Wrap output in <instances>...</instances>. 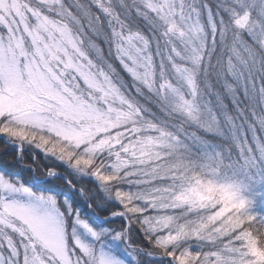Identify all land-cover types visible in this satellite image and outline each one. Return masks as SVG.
<instances>
[{"label": "snow or ice", "instance_id": "6c2138e0", "mask_svg": "<svg viewBox=\"0 0 264 264\" xmlns=\"http://www.w3.org/2000/svg\"><path fill=\"white\" fill-rule=\"evenodd\" d=\"M177 7L190 21L192 13L185 12L184 3H150L148 10H156L151 16L136 11L155 38L150 39L124 0H0V133L34 143L104 182L123 206L113 215L126 218L115 236L133 249L137 246L128 229L135 224L153 245V253L170 256L177 264H264V220L258 226L235 186L228 195L202 181L150 186L154 179L179 173V166L155 167L159 153L153 151L162 139L177 149L179 139L145 116L121 72L130 74L137 93L147 89L168 103L167 92L174 91V109L199 119L196 74L176 62L177 42L184 38V25L173 22ZM191 7L198 16L199 10ZM209 23L214 29L210 12ZM259 46L264 49V40ZM219 63L222 73L237 75L241 66L255 67V52L247 46L233 48L230 59ZM169 64L186 80L191 98L169 80ZM125 182L145 187H119ZM22 193L30 189L0 174V248L10 250L0 252V264H118L103 252L97 254L76 228L69 232L66 212L54 196L32 193V201L23 203ZM169 209L180 211L176 215ZM67 212L74 213L76 223L93 237H101L102 232L89 227L70 204ZM193 238L215 250L181 247Z\"/></svg>", "mask_w": 264, "mask_h": 264}, {"label": "trees", "instance_id": "16d2710c", "mask_svg": "<svg viewBox=\"0 0 264 264\" xmlns=\"http://www.w3.org/2000/svg\"><path fill=\"white\" fill-rule=\"evenodd\" d=\"M238 1H247V4L251 6H248L251 11L254 9L258 13L261 10L262 2L257 4L256 0H235V2ZM124 3L131 5L129 0H124ZM206 4L212 7V11L214 10V19L218 23L220 34L215 36V43L212 42L214 51H211V55L203 63L211 69L209 74L203 76L198 67L194 68L196 72L198 70L199 74L195 103L201 114L200 117L219 118L218 125L220 124L222 127L216 126L215 131L211 132V128H203L199 119L196 121L189 119L183 124L179 121L181 116L178 112L180 113V111L175 110L171 102L162 103L159 97L147 89L143 93H137L135 91L137 85L132 82L130 74L122 71L121 76L129 94L134 96L139 104L145 108V116L148 118L150 116L154 117L157 125H165L168 130L170 128L172 134L173 132H178L180 135L186 132L188 136L186 141L188 143L193 144L196 142L201 149H204L203 146H210L209 151L218 153L219 156L223 154L216 149L214 143H218L217 139L220 134L222 138L220 137L219 141L224 144L228 140L229 145L235 139V142H232L234 146H231L232 153L235 152V155L232 156L233 167L240 172H242V169L247 172H251V170H262L264 172V49L259 46L261 39L264 40V36H261L259 41L254 43L250 37L252 23L244 29L236 28L233 25V16L236 17L234 12L240 7L238 4L235 5L233 0H204V5ZM202 9L204 10V7ZM224 10H228V13ZM130 11L132 12L133 20L143 30L144 34L150 39H155L143 18L136 17L133 6H130ZM220 11L223 12L225 17ZM143 12H148L149 16L152 15L145 5H143L141 13ZM227 14H229L228 17H226ZM219 15L224 17L223 23L220 22L221 17H218ZM250 18L254 20V15L251 14ZM233 39L240 40L244 45H232L233 41H235ZM222 41L223 43H221ZM235 45H237V49L244 46L253 48L255 59L258 58V61L255 62V67H253L255 72H252V68L249 70V68L241 66L239 73L234 75V77L230 76V72L222 73L219 61L227 62ZM176 61L181 64L180 62L183 60L176 56ZM207 68H205L206 71L209 70ZM202 71L204 72V69ZM166 72L167 74L169 73V68L166 69ZM168 77L171 78V75H168ZM228 85H231V87ZM17 141L15 137L0 133V173L12 179V181L29 187L38 194H52L57 199V204L61 210L66 212L67 223H69L70 216L67 214L68 212L62 199H71L70 201L75 208L79 209L80 217L90 223L93 222L91 219L92 213L87 210V200L92 205V208L96 207L92 211L102 217H106L119 209L117 204L110 201V197L104 199L100 194H97L96 191L100 182H96L91 177L84 175L77 176V174L68 170L65 165L63 166V161L56 155L45 153L43 150L38 149V146L34 143L24 142L22 144V152L17 151ZM226 151H230V149H226ZM186 156L187 153L180 155L179 159L182 162H190L191 154L190 158ZM48 169H55L60 175L51 176L42 181L35 178H44L47 174L45 171ZM159 180L157 179L154 182L159 183ZM160 185L158 186L159 188L169 187L166 186L163 178H161ZM142 187H145V185H142ZM79 188L84 190L86 199L83 200L82 196L79 195ZM92 191L95 193H92ZM262 198L264 199V194L261 196ZM253 213L257 217L259 226V221L264 220V202L256 206ZM106 225L111 227L113 225L118 226L115 220H111ZM132 229L134 231L137 229V236L147 240L137 225H133ZM68 230L71 232L69 227ZM16 239L19 240L20 238L17 237ZM20 259L22 260V256ZM144 261H142V264H170L169 260L163 259L151 260L148 263Z\"/></svg>", "mask_w": 264, "mask_h": 264}, {"label": "rangeland", "instance_id": "374dc122", "mask_svg": "<svg viewBox=\"0 0 264 264\" xmlns=\"http://www.w3.org/2000/svg\"><path fill=\"white\" fill-rule=\"evenodd\" d=\"M129 1L131 2L130 6L134 7L135 12L136 11L141 12L143 10V5H145V7L147 8V5L150 3L163 2V0H129ZM167 2L176 4V5L184 3L186 5L185 12H191L192 13V18L189 21L181 13L179 7H177L175 9V13L173 16V22L176 23L177 26H179L180 24L184 25V27L181 29V31L184 33V38L177 42V48L175 49V51L178 53L177 57H179L183 61H181V64H179L176 61L177 64L180 67L191 70L193 72L195 71L194 68L198 67V70H200L201 74L203 76H205V75L207 76L211 69L203 63L205 62V59L209 58L208 56L211 55V51L213 50V47H212L213 37L220 34L219 29H218L219 28L218 23L215 22V28L214 29L210 26V23H209V12L211 13V17L213 19H214L215 14L213 15L212 11L209 10V8L207 7L203 11L204 13L202 16L201 11H202V8L204 6V0H167ZM233 2L235 5L238 4V6H240L234 12L236 14V17L233 16V25H235L236 28H239V29L243 28L244 29V28H247L248 26H250V24L252 23V26L250 28V35L254 36L256 38V42L259 41L260 37L264 36V14H261V10H259L258 13L256 10L254 11V9H252L253 11H251L248 7L250 5L247 4V1L235 2V0H233ZM256 2H258L257 4H260L262 2L261 3L262 5L260 6V8L261 9L264 8V0H261V1L256 0ZM229 3H231V2H229ZM193 5L195 6V8H197L199 10L198 16L195 12H192L191 6H193ZM231 5H232V3H231ZM147 10H148V8H147ZM155 11H156L155 9L150 10L151 13H153ZM224 11L228 13V10H224ZM220 13L223 15V12L220 11ZM251 14L254 15V20L253 19L251 20V18H250ZM160 15L163 16L164 12L161 11ZM228 15L229 14H227L226 17H228ZM223 16L225 17V15H223ZM223 16L222 17L220 15L218 16V17H221L220 22H222V23H223V18H224ZM237 19H244V23L237 25L235 23V21ZM258 20H260V21H258ZM253 28H254V30H253ZM169 29H171V24H169ZM2 30H3L2 27H0V31H2ZM160 31H162V29ZM160 40H161V44L163 45L164 44L163 38H160ZM233 40H235V41H233L234 43L232 45H234V44H238V46L244 45L243 43H241L240 40H237V39H233ZM261 41H262V39H261ZM234 47L236 48L237 45H235ZM168 51H169L168 48L165 47L164 48V55L165 56H167ZM159 59H160V56H159V54H157V60H159ZM197 60H202V63L197 64L196 63ZM257 61H258V58L255 59V62H257ZM206 63H207V61H206ZM201 68L204 69V72L202 71ZM205 68H207L209 70L206 71ZM198 70H197V72L196 71L194 72L196 74L197 84L199 82ZM206 72H208V73H206ZM252 72H255L253 70V67H252ZM170 75H171L170 80L173 83H178L180 86V87H178V86L173 84L174 87L176 89L183 91L187 97L189 96V98H191V90H190V87L187 85L186 80L182 76L177 75L175 73L174 69H172ZM203 76H202V78H203ZM230 76L234 77V75L231 72H230ZM167 95L169 97V101L171 102V105L174 104L177 100V96H176L175 92L172 90H169L167 92ZM161 102L163 103L164 101L161 100ZM178 114L181 116L183 115L187 121L189 119H192L186 113H184L182 111H180V113L178 112ZM199 120H200L203 128H205V129L211 128V132L215 131L216 126L222 127V125H220V124L218 125L219 118L217 119L216 117H200ZM228 120H230V119H228ZM211 123H212V125L210 126ZM163 128L167 133L172 134L170 131V128H169V130L165 126H163ZM182 129H183V127H182ZM148 134L154 135V136L159 135L158 133H148ZM173 137L179 139V145H178L177 149H173L172 147H170L169 143L163 139L159 142V146L157 148L153 149V151H156L159 153V155L156 157L158 163L155 165V167L165 168L167 170L168 168L179 166L180 170H182V171H179L178 174L176 172H173V173H171V175L164 177L163 179L166 183V186L179 187L180 185H184L186 183H195L196 181H202L205 184H208L210 182L211 185L214 187L215 191H219L220 189H224L225 190L224 195H228L227 190L231 189L232 186H235L237 194L239 195V197L241 199H244L247 201L248 210L253 215H255V213H253V210L256 209V206H259L260 204H262L264 202V199L263 198L261 199V196L264 194V172L262 170L261 171H252L251 170V172H247L246 170L242 169L241 173H237V171L233 167V163H232V161H233L232 156L235 155V152L232 153L231 147H230L231 152L226 151L225 148L220 144L218 146L216 144H214V145H216V148L219 151H222V154H223L220 156V160H221L220 166H214L213 169L210 170L212 162L219 159L218 153H213L212 151H208V148H210V146H203L204 149H201L200 147H198V144L196 142H194L192 145L185 144L184 141H181L180 135L178 133L176 135L173 134ZM24 142H27V141H19L18 140L16 142L17 151L22 152V150H23L22 144ZM38 149L42 150L39 147H38ZM233 149H235V147H233ZM184 150H185V152H183ZM186 153L191 154V161L190 162H182L181 159H179L180 155H184ZM226 154H228V155L224 156ZM62 161H63V166L65 165L68 170L77 174V176L78 175L79 176L84 175L87 177H91L96 182H100L99 187L97 188V191H96L97 194H100L104 199L106 197H110L111 198L110 201L117 204L119 209H121L123 207L120 203H118L119 200L116 199L114 194H110V192L106 189L104 182H102L99 178H97L96 176L91 175L89 172L84 171L81 168L73 165L69 161H65V160H62ZM49 170L50 169L45 171L47 174H46V176H44V178H42V177L37 178V177H35V175H34V177L37 180L42 181V180H46L48 177L60 175V173L58 171H55L54 174H50ZM190 170H192L193 172L190 173ZM173 176H175L177 178L173 179L172 178ZM3 177H5V176L3 175ZM181 177H183V179H181ZM129 179L134 180V179H137V177H132ZM155 180H157V179L152 180V183H151L152 187H158L160 185L161 179L159 180V183L154 182ZM22 186H24V185H22ZM24 187H26V186H24ZM119 187H121L125 190L131 189V190L135 191L137 189V187H142V185L138 186L134 183L125 182V183L120 184ZM26 188H28V187H26ZM28 189H30V188H28ZM32 193H34V192L30 189V193L20 194L19 198L21 199V202H23V203L31 202L33 199L32 195H31ZM92 193H95V192L92 191ZM37 195H40V194H37ZM43 195L53 196L52 194H43ZM79 195L82 196L83 200L86 199L85 194H84V190L82 188H79ZM70 200L71 199H68V198H66L64 200L62 199V202H63L66 210L68 208V205L70 204L71 207L73 209L77 210L79 213V209L75 208V206L72 204V202ZM86 203H87V206H86L87 210H89V212L92 213L91 219L93 222L90 223V222L84 220L83 218L82 219L89 227H91L97 231L102 232L101 237L99 239H97L96 237H93L92 234L88 231V229L86 227H84V225L76 223L75 218H74V213H70V212L67 213L68 216H70V219H69V223H67V221H66V225H67V227L70 228V231L72 230V228H76L77 233L81 237V239L85 243H89L92 246H94L96 251H97V254H99L100 252H103L106 258L116 260V261H118V264H142L141 261H142V258H144V257L149 258V259H152V258L167 259V260H169L170 264H177L176 260H174L170 256L159 255V254L153 253L152 252L153 245L148 240H143L144 238L142 239V238L138 237L137 236L138 235L137 229H135V231L132 229L133 225H135V224H133L131 226V228L128 229V235L131 237V243L133 245H136L137 247L135 249L130 247V245L128 244V242L125 239L118 238L115 236L116 232H118L122 228H124V226L126 224V218L121 216V215H113V213L117 212V210H115L113 213H110L106 217L99 216L98 214H95L92 211L93 208H96V207L94 206L92 208V205L88 202V200ZM140 203H143V202H140ZM168 211L171 214L178 215L180 210L169 209ZM149 214L150 215L154 214V213H152L151 209H149ZM111 220H115L117 222L118 226L116 227L115 225H113L111 227V226L106 225V223L110 222ZM98 225H100V226H98ZM96 226H98V227H96ZM12 235H13V237L15 236L14 239L19 237V234H17V233H12ZM16 240H18V239H16ZM111 246H115L120 251H123L121 253L126 254L129 257V261H127L125 258H121L119 256L117 257L112 252H110ZM184 246L190 247V249L192 251H202L204 253L215 250L213 247H211L209 245L208 242L198 241L195 238L184 241L182 243L181 247H184ZM20 250L22 251V249H20ZM0 252H8L10 254V250L7 249L6 245L3 248H0ZM149 259L146 261L149 262Z\"/></svg>", "mask_w": 264, "mask_h": 264}]
</instances>
